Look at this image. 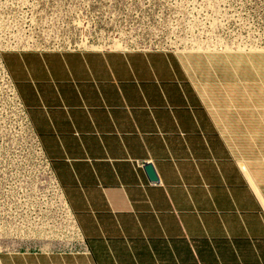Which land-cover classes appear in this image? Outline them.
<instances>
[{"label": "crops", "instance_id": "0c3cea01", "mask_svg": "<svg viewBox=\"0 0 264 264\" xmlns=\"http://www.w3.org/2000/svg\"><path fill=\"white\" fill-rule=\"evenodd\" d=\"M1 60L81 242L0 264H264V202L175 51Z\"/></svg>", "mask_w": 264, "mask_h": 264}, {"label": "rangeland", "instance_id": "374dc122", "mask_svg": "<svg viewBox=\"0 0 264 264\" xmlns=\"http://www.w3.org/2000/svg\"><path fill=\"white\" fill-rule=\"evenodd\" d=\"M82 42L175 51L264 202V0H0V255L81 242L1 53Z\"/></svg>", "mask_w": 264, "mask_h": 264}, {"label": "built area", "instance_id": "2783aa9c", "mask_svg": "<svg viewBox=\"0 0 264 264\" xmlns=\"http://www.w3.org/2000/svg\"><path fill=\"white\" fill-rule=\"evenodd\" d=\"M99 45H103V47H99V48H90V47H80V45L78 44H69L67 46H61L60 48L59 47H55V48H45V49H52V50H82V49H95V50H107V49H110L109 47H106L107 45H104V44H99ZM45 49H37V50H45ZM114 49V48H112ZM117 49V48H115ZM130 49V48H128ZM138 49H143V48H138ZM120 50V49H119ZM127 50V49H125ZM145 50V49H143ZM7 73V72H6ZM7 78L11 84V86L14 88L12 82H11V79L7 73ZM20 107H23V105L20 104ZM24 109V108H23ZM25 111V110H24ZM26 114V113H25ZM27 117V116H26ZM46 161L48 162V160L46 159ZM48 165H49V162H48ZM141 165V164H140Z\"/></svg>", "mask_w": 264, "mask_h": 264}, {"label": "bare ground", "instance_id": "6f19581e", "mask_svg": "<svg viewBox=\"0 0 264 264\" xmlns=\"http://www.w3.org/2000/svg\"><path fill=\"white\" fill-rule=\"evenodd\" d=\"M94 43H90V45H85L84 42H82V46L84 47H90V48H99V47H103V45H93ZM113 45V46H112ZM111 46L110 45H107L106 47H111V48H116V47H122L120 43H114L112 44Z\"/></svg>", "mask_w": 264, "mask_h": 264}, {"label": "water", "instance_id": "95a60500", "mask_svg": "<svg viewBox=\"0 0 264 264\" xmlns=\"http://www.w3.org/2000/svg\"><path fill=\"white\" fill-rule=\"evenodd\" d=\"M152 164H150V163H146V164H144V170H150V171H152Z\"/></svg>", "mask_w": 264, "mask_h": 264}]
</instances>
